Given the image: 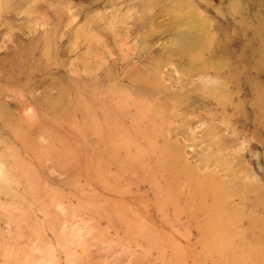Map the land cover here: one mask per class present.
<instances>
[{"label":"rangeland","instance_id":"374dc122","mask_svg":"<svg viewBox=\"0 0 264 264\" xmlns=\"http://www.w3.org/2000/svg\"><path fill=\"white\" fill-rule=\"evenodd\" d=\"M0 264H264V0H0Z\"/></svg>","mask_w":264,"mask_h":264}]
</instances>
